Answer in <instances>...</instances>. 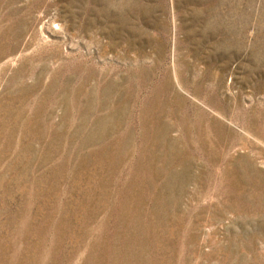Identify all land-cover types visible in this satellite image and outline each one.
<instances>
[{
  "label": "rangeland",
  "instance_id": "rangeland-1",
  "mask_svg": "<svg viewBox=\"0 0 264 264\" xmlns=\"http://www.w3.org/2000/svg\"><path fill=\"white\" fill-rule=\"evenodd\" d=\"M0 264H264V0H0Z\"/></svg>",
  "mask_w": 264,
  "mask_h": 264
}]
</instances>
